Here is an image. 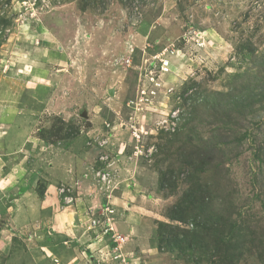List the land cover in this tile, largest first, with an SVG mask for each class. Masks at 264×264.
I'll list each match as a JSON object with an SVG mask.
<instances>
[{
    "label": "rangeland",
    "instance_id": "rangeland-1",
    "mask_svg": "<svg viewBox=\"0 0 264 264\" xmlns=\"http://www.w3.org/2000/svg\"><path fill=\"white\" fill-rule=\"evenodd\" d=\"M3 86L0 264H264V0H0Z\"/></svg>",
    "mask_w": 264,
    "mask_h": 264
},
{
    "label": "crops",
    "instance_id": "crops-1",
    "mask_svg": "<svg viewBox=\"0 0 264 264\" xmlns=\"http://www.w3.org/2000/svg\"><path fill=\"white\" fill-rule=\"evenodd\" d=\"M3 92L6 93L7 96H10V93L13 94L14 90L13 89H9L6 86H3L2 90H0V97H1ZM2 109H3V106L0 105V131H1V127L3 126L4 120L6 119V118L2 117L3 116ZM26 117L28 118V116H26ZM24 119L25 118H20V120H19V118H18L15 121L16 125L12 127V132L14 133L13 134L14 136L12 138H9V139L5 140L6 143H4L1 140L3 138V136H0V188L5 187L6 181L8 180V178L11 175H13V169L11 170L12 172H9V173H5L6 171H4L5 170V166H6V164H5L6 158L8 157L9 154H11V153L13 154L14 153V152L11 151L12 148H16L17 145L20 144L23 140H27L28 138H30V136L27 135L26 130H25L26 129L25 128V126H26V122L25 121L26 120H24ZM11 123L12 122H10V125H11ZM74 201H76L75 202L76 208H79V210L82 212L83 210H82L81 203L78 202V200H76V198H75ZM51 214H53V213H51ZM75 214H76V212H75ZM62 217H64V215ZM52 220H53V227H55V229H58L60 224L58 223L59 220L57 219L55 214L52 215Z\"/></svg>",
    "mask_w": 264,
    "mask_h": 264
},
{
    "label": "trees",
    "instance_id": "trees-1",
    "mask_svg": "<svg viewBox=\"0 0 264 264\" xmlns=\"http://www.w3.org/2000/svg\"><path fill=\"white\" fill-rule=\"evenodd\" d=\"M202 166H203V164H201ZM202 169H204V167H201V171H202ZM205 170V169H204Z\"/></svg>",
    "mask_w": 264,
    "mask_h": 264
},
{
    "label": "built area",
    "instance_id": "built-area-1",
    "mask_svg": "<svg viewBox=\"0 0 264 264\" xmlns=\"http://www.w3.org/2000/svg\"><path fill=\"white\" fill-rule=\"evenodd\" d=\"M121 240L123 241V240H124V238H121ZM118 244H120V242H119Z\"/></svg>",
    "mask_w": 264,
    "mask_h": 264
}]
</instances>
